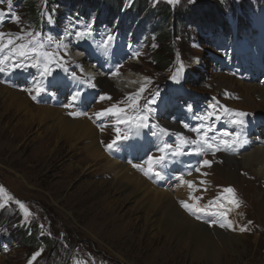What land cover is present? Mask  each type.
<instances>
[{
    "label": "rangeland",
    "instance_id": "1",
    "mask_svg": "<svg viewBox=\"0 0 264 264\" xmlns=\"http://www.w3.org/2000/svg\"><path fill=\"white\" fill-rule=\"evenodd\" d=\"M130 5L132 10L126 12ZM156 6L158 10L167 9L169 17L159 15L158 11L152 12ZM193 8V19L199 20L180 23L174 19L177 11L184 13ZM216 8L219 9L216 22L211 17L208 20L198 15L199 11H212ZM0 11L6 13L0 17V33L6 34L4 43L8 39H14L17 44L27 43L38 33V40L44 44L43 50L58 53L56 49H60L58 54L62 60L58 58L57 61L63 63L64 67L74 66L68 83L61 81L56 84L47 76H41L40 70L34 67L26 76H22L26 63L23 68L0 71V80L6 78L10 85L16 81L23 82L31 95L36 94L35 87L38 84L48 99L54 101L55 107L66 103L73 91L81 92L77 79L82 74L79 62H70L63 48L57 47L61 45V32L75 23L85 21L84 27L90 24L93 31H101L107 38L111 36L112 39L108 41L110 45L115 38H120L123 47L119 49V54L116 53L117 63L119 66L126 62L135 63L126 65L123 71L139 72L140 85L134 83V90L137 85L139 89L144 87L135 108L141 109L147 102L153 109L151 116L156 120L155 125L167 129L171 134H161L154 127L148 132V140L137 145L125 142L113 146L114 151L110 156L113 159H132V154L141 150L142 160H146L164 144L175 148L177 133L186 139L193 137L194 129H200L196 133H203V124L194 117V111L184 104L179 115H166L176 125V129L163 126L165 119H159L160 113L168 109L174 90L183 88L193 95L195 91L190 88L213 92L210 86L201 89L199 84L216 86V74L232 71L234 64H257L255 53L264 51V0H176L175 3H169V0H11V5L8 0H0ZM123 11L124 15L119 21V14ZM13 14L19 18L18 21L13 18ZM10 29L12 33L16 31L13 38L8 32ZM18 32L24 36L22 40H15ZM132 50L137 51L138 59ZM2 54L7 56L9 50H3ZM12 62L8 61L9 64ZM15 62H21V58L16 57ZM181 65L182 70L178 73ZM236 69L240 70L239 67ZM260 79L256 77L255 81L259 82ZM88 80L95 81L94 78ZM256 91L250 94L249 102L241 97L242 100L234 106L243 105L249 110H255L256 105L260 107L262 101L255 100ZM120 92L111 93L114 103L116 99L125 97ZM161 92L164 94V102L158 101ZM56 94H60L62 102L55 99ZM154 96L156 102L151 103ZM206 97L212 98V95L207 94ZM98 98L99 92H90L80 102L83 110L94 106ZM37 101L43 104L47 99L39 97ZM129 103L131 106L133 101ZM216 105L220 103L217 101ZM159 106L163 108L162 111L158 110ZM112 117L118 123L117 116ZM234 119L237 117L230 118V121ZM209 123L217 130L229 126V121L222 115L217 120L212 118ZM118 124L125 127L124 124ZM197 124L199 126L196 127ZM45 131L41 139L46 140L44 145L36 135L35 128L17 138L11 137L9 131L0 132V187L3 189L0 192V264H28L34 253L39 255L32 260V264H213L193 261L190 250L179 244L163 248L164 237H152L141 225L133 224L129 212H124V208L121 210L120 202L113 209L109 208L113 203L108 196L109 191L103 192L97 184L89 185L87 182L105 177L110 179L112 174L100 172L98 176H95L96 173L90 176L92 172L88 173L85 168L89 163L95 165V162L85 156L77 158L76 150L70 149L64 141L59 146L52 144L53 137H47ZM125 131L128 132V129ZM153 132L157 135L154 136ZM101 139L106 142L109 135H102ZM185 147L186 144L183 150ZM215 153L217 151L202 154ZM174 164L175 160L167 156L158 166L169 170ZM212 171L215 177L212 184L214 194L231 187L241 198L239 208L233 213L238 225H234L237 228L235 231L241 243L236 252H226L219 264H264V217L251 195L252 190L241 182L226 183L223 178H217L219 171L215 167ZM120 173L125 175L126 170L122 169ZM140 173L142 177L147 176L144 172ZM261 188L264 191V186ZM197 198L202 202L203 195ZM17 201L24 204L29 214L25 213ZM212 202V205L208 204L209 209L202 213L213 212L215 218L207 217L205 223L226 229L227 226H220L225 221L217 213L226 212L227 207H232L228 197L216 198ZM248 203H251L252 210H249ZM95 210L101 214L94 216ZM115 212H120L117 218ZM248 212L256 217L251 218ZM120 216L123 217L119 224L120 230L115 233L112 229H116L114 225ZM98 217L101 220L99 226L92 224V219ZM227 219L233 226L232 217ZM23 237L33 239L26 242L21 240Z\"/></svg>",
    "mask_w": 264,
    "mask_h": 264
},
{
    "label": "bare ground",
    "instance_id": "2",
    "mask_svg": "<svg viewBox=\"0 0 264 264\" xmlns=\"http://www.w3.org/2000/svg\"><path fill=\"white\" fill-rule=\"evenodd\" d=\"M93 30L94 28L92 31ZM83 31L86 32L85 29ZM8 32H10L11 38L16 35V31L12 33V29L8 30ZM100 32L101 31H93L94 39L105 41L107 37ZM117 32L119 33V31ZM18 34L20 35L19 32ZM83 45L84 41L81 39L77 47ZM59 46L61 49L63 48L62 44H59ZM110 47H113L114 55L115 53L119 54V49L123 47V43L120 38L117 37L115 41L111 43ZM255 49L257 48L255 47ZM56 50L59 53L60 49ZM132 53L137 59L139 58L136 50H132ZM254 57L258 60L257 64H234L232 71L216 74L215 77H217V80L214 79L217 82L216 86L206 83L199 84L202 86V88L200 87L201 89H204L205 86H210L213 88V92H205L190 88L197 92L195 96H192L194 108L191 109L194 111V117L200 121V124L209 126L210 130L206 132V136L214 145H220L221 150L217 151L215 154L203 155L202 153L206 151H213L205 149L197 154L194 151L197 145L186 144L183 154L175 156L171 154L168 155L169 158L171 157V159L175 160V164L171 166L169 170L163 166H158V164L154 165V168H157L154 171L159 172V176L153 173L146 177H142V173L140 172L143 171L141 168L148 167V158L142 160L143 152L141 150L134 152L132 154V159L125 158V160H120L110 157L114 149L113 147L109 149L106 146L116 139V129L119 128V135L123 136L125 133L129 134L125 131L129 128V125L124 124L125 127L120 126L111 114L97 117L96 113L109 109L115 104L120 108H125L127 115H132L137 104L135 106L134 104L129 106L130 100L128 96L139 90V87H137V90L132 91V88H126L124 84L116 83V81H121V76L118 72H115L113 68L105 69L104 71L97 66L105 76L103 78L95 77L94 82L89 81V77L81 74V76L77 78L79 90H81V92L73 91L70 93L66 103H62L60 107L53 106L54 101L49 100L48 96H46V93L43 91L31 95L23 82L16 81L15 84L10 85L7 81L8 79L5 78L0 80V132L9 131L11 137L17 138L18 136L20 137L22 133L31 131L35 128L36 135L39 140L42 141V135L44 130H46L45 133L47 137H53L51 141L52 144L59 146L64 141L69 144L70 149L76 150L75 154L77 158L85 156L88 160L95 162V165L89 163L85 168L88 173L92 172L90 176H92L93 173H96L95 176H98L100 172L103 174H112V178L110 179L105 177L99 180L92 179L87 182L89 185L97 184L103 192L109 191L108 196L110 200H113L109 208L116 207L120 202V204H122L120 206L121 210L124 208V212H129L133 224L137 223L141 225L152 237H164L165 243L162 246L163 248L172 247L173 244H179L182 248L190 250L193 261L219 264L223 255H226V252H236L237 247L241 243L240 237L237 231H235L238 225L234 220L233 214L237 208L233 205L232 207L226 208L227 217H232L234 224L224 229L209 226L205 223L204 219L207 217H214L215 213H189L181 207L180 201H186L190 204L195 203L201 207L207 206L206 210H208L210 201L212 202L216 198L223 199L229 197V194L224 193V189L214 194L215 189L212 184L215 181V177L212 169L215 167L219 171L217 178H223L226 183L241 182L247 185L249 190H252L251 195L253 194L256 205L260 210L259 212H261L264 217V191L261 190V187L264 186V51L255 53ZM58 58H61L59 54ZM69 60L70 62L78 61L82 71L88 70L90 65L93 66L99 63V61L90 55L81 60H72L70 58ZM24 63H26V68L22 71V76H26L29 71H32L31 68H33L29 66L31 64L30 60L24 61ZM132 64L135 63L126 62L120 66H116V69L121 71L124 77L129 78L130 84L134 83L137 78H141L140 73L137 71H123L127 68L126 65ZM236 67H239L240 70H237ZM51 68L52 75L47 76V78L55 84L61 81H63V83H68L72 78L71 70L74 68L73 65L69 67H57L56 63H53ZM65 68L67 69L66 71ZM107 71L111 72V76L108 75ZM256 77H261L259 82L255 81ZM238 82H240V84ZM146 84L147 82L142 86ZM186 86L188 87V85ZM159 88L161 91V87ZM118 90L122 91L120 93L125 94V97L116 99L114 103L111 93L119 92ZM182 90L183 96L181 95ZM253 90L254 92L257 90V94L254 93L255 100L258 102L262 101L260 107L256 105L255 110H249L243 105L236 104L238 107L234 106V104L240 102L242 98L249 102L251 98L250 94ZM92 91L99 92V98L94 106H91L85 111L80 102ZM207 94H211L212 98H207ZM181 96L185 97V102H187V97H189L190 94L183 88L174 90L172 99H169L168 109L160 113V118L156 117L157 119H165L162 124L168 129H176V125L172 123L168 116L170 114L172 116L180 114L179 111L182 109V102L180 101ZM39 97L47 99V101L43 103L44 105L38 103L37 98ZM101 97L110 98L101 99ZM55 99L59 102L63 100L60 98V94H56ZM216 100L220 103L219 106L216 105ZM29 101H32L36 105ZM127 101L128 103L126 104ZM158 101H165L162 92L159 93ZM45 105L51 106L52 108H47ZM210 105H215V108L210 109ZM224 108L233 110V113H225ZM257 109L260 110L258 111ZM158 110L162 111L163 108L159 106ZM209 111H215L217 116L222 115L229 121V126L224 128V130H217L209 123V120L212 118L217 120L216 116L209 118L208 121L200 119V117L204 116ZM236 111L246 114L242 118L244 121L243 124H234L230 121V118L236 117L234 115ZM70 112L78 113V115H69ZM21 115L24 118H22ZM120 118L124 119L125 115L122 114ZM153 118L154 117L150 116L149 128L140 129L138 133L133 135L130 134L129 139L119 140L115 145H120L125 142H131L132 145H137L143 140H148V132L151 131L150 129L154 128L152 125H155L156 122ZM256 122L260 123L259 127L254 131L250 130L246 132V129H251V126ZM195 126L197 127L199 125L197 124ZM225 131L233 135L239 133V138L244 141V143L238 145L233 144L230 149L224 148L221 141L232 139V137L224 135ZM168 134H171V132L168 131ZM203 134L204 131L203 133H196V131H194L193 137L188 140H196ZM102 135H109V140L105 142L104 139H101ZM175 138H177V135ZM45 141L43 139V145ZM78 153H80V155H78ZM160 155L161 153L157 149L156 152L152 153L150 156L157 157ZM199 158L200 160L198 161ZM204 160L211 161V166H202V161ZM134 165L140 167H134ZM122 169L126 170L125 175L120 173ZM197 169H200V171L198 172ZM188 180L193 181L194 187H189L188 184L183 183V181ZM201 181H203V183H201ZM171 186L173 187V191L171 190ZM200 194L203 195L202 202L197 199H192V197L197 198ZM235 197L241 203V198L236 193ZM248 208H250L249 210L253 209L251 203H248ZM97 211L98 210H95L93 212L94 216L98 215V213L101 214L100 211ZM246 211L247 210H245V212ZM119 214L120 212H115V218H117ZM249 215L251 218L256 217L250 213L248 216ZM259 217L261 218V216ZM122 218L123 217L120 216L117 221L118 223H115L114 226L116 229L113 228V232L116 233L120 230ZM100 221L98 217V219H92L91 222L99 226V223H101ZM257 222L259 224L261 223L260 221ZM84 263L85 262H83V264Z\"/></svg>",
    "mask_w": 264,
    "mask_h": 264
},
{
    "label": "snow or ice",
    "instance_id": "3",
    "mask_svg": "<svg viewBox=\"0 0 264 264\" xmlns=\"http://www.w3.org/2000/svg\"><path fill=\"white\" fill-rule=\"evenodd\" d=\"M176 0H169V3H175ZM9 5H11V0H8ZM6 13L4 11H0V17H3ZM13 18L18 21V17H15L13 14ZM89 33L88 32H78L77 38H84L87 36ZM6 34L0 33V71H11L12 69L15 68H23L25 67L24 61H32V63L29 65L30 67H34L40 70V75L41 76H50L52 75V68L51 65L53 63H56L57 67H64L63 63L57 62L58 59V53H50L47 52L44 49V44H42L38 40L39 34H35L32 36V39L29 40L27 43H20L17 44L14 42V39H8L7 43L3 42V38L5 37ZM28 35H32L29 33ZM24 38L23 35H18L15 37V40H22ZM51 39V38H49ZM112 39L111 36L108 37V41ZM108 41H105V47L107 46ZM59 47V45H57ZM8 49L9 54L7 56L3 55V50ZM16 57L21 58V62H15ZM62 60V58H59ZM9 60H12L13 62L11 64L8 63ZM182 65L181 68L177 70L179 73L182 70ZM67 69L65 68V71ZM175 79V76L173 77ZM36 93H40L43 91V88H41L38 84L35 87ZM144 92V87H141L136 93L134 94H129L128 99L133 101L134 106L138 103V98L139 96ZM158 95V94H157ZM35 98V97H33ZM105 98H110V97H101V99ZM151 103H155V96L151 99ZM210 109H214L215 105H210ZM153 109L149 107V104L146 102L145 105L143 106V109L136 108L135 111L133 112L132 115H127L126 114V109L125 108H120L117 105H112L109 109L103 110L101 112L96 113V116H105V115H116L118 119V123L121 124H127L129 125L128 128V133L129 134H136L139 132L140 129L143 128H149V119L151 116ZM225 113H233V110L224 108ZM125 115L124 119H120L121 115ZM69 115H78V113L70 112ZM215 114L214 111H209L207 112L204 116L200 117L203 121H208L209 118L213 117ZM234 115L238 117V119L232 120V123L234 124H243V117L246 115L243 112H234ZM217 119H219V116H216ZM152 127L158 128L159 132L161 134H168V130L164 128H160L159 125H152ZM187 127V125H185ZM202 128L204 130V134L200 135L198 139L196 140H188L185 137H183L181 134L177 133V139L178 142L173 148L169 144H164L162 147L158 148V151L161 153L160 156L158 157H148V167L147 168H141V170L144 172L145 175H150V174H155L156 176H159V172L154 171V165L155 164H160L162 163L169 154L171 155H181L183 154V145L184 144H193L197 145V147L194 149V151L199 154L205 149L208 150H213V151H220L221 146L220 145H214L212 142L209 141V139L206 136V132L210 130L209 126L204 124L202 125ZM135 130V131H133ZM194 131H200V129H194ZM117 132V137L114 139L111 143H109L106 147L111 149L119 140H127L129 139V134H125L123 136L119 135L120 129H116ZM154 136L157 135L156 132L152 133ZM225 136H230L232 137L231 140H223L221 141V144L223 145L224 148L230 149L233 144H242L244 141L240 140L239 138V133L233 135L230 132L225 131L224 133ZM211 166V161L209 160H204L202 161V166ZM134 167H140L138 165H134ZM199 172L200 169H197ZM183 183H186L189 185V187H194L193 181L188 180V181H183ZM203 183V181H201ZM3 189L0 187V192H2ZM224 193L229 194L228 197V203L233 205L235 208H239L240 206V201H238L235 197V192L234 189L231 187L225 188ZM192 199H198L196 197H192ZM19 206L25 210L26 214H29L27 209L25 208L24 204L22 202L17 201ZM181 207L184 208L186 211L192 214H197L200 212L206 211L207 206H198L197 204L193 203L190 204L186 201H180ZM213 202H209V205H212ZM224 221L225 223H221V227H231V221L227 219V212L225 211H219L217 213ZM241 231H244L245 229H240ZM39 255V253H34L32 259L29 260L28 264H32V260L36 258V256Z\"/></svg>",
    "mask_w": 264,
    "mask_h": 264
},
{
    "label": "trees",
    "instance_id": "4",
    "mask_svg": "<svg viewBox=\"0 0 264 264\" xmlns=\"http://www.w3.org/2000/svg\"><path fill=\"white\" fill-rule=\"evenodd\" d=\"M130 10H132V5H130L129 7H128V9H127V11L126 12H128V11H130ZM137 10H138V7H137ZM152 12H154V11H158L157 13L159 14V15H162V16H164V17H169V12H168V10L167 9H162L161 8V10L159 9H157V6L156 7H154L153 8V10H151ZM194 11H195V9L193 8V9H190V10H187L186 12H184V13H182V12H180V11H177L176 13H175V16H174V19H176V21L178 20L180 23L182 22V23H185L186 21H188V22H193V20L195 21V20H199V18L198 19H193L194 17H195V15H194ZM201 12V13H200ZM122 14H124V11L122 12ZM200 14V16H202V17H204V18H206V19H208L209 20V18L210 19H213V22H216V20H217V18H218V16H219V9L218 8H216V9H214V10H212V11H207V10H202V11H199L198 12V15ZM193 16V17H192ZM213 24V23H212ZM167 35V34H166ZM163 37H166L165 35L163 36ZM157 56H158V59H159V54L157 53ZM164 61V60H163ZM158 62H160V61H158ZM165 62H166V60H165ZM30 239H33V238H21V240L23 241H26V242H29V240Z\"/></svg>",
    "mask_w": 264,
    "mask_h": 264
}]
</instances>
